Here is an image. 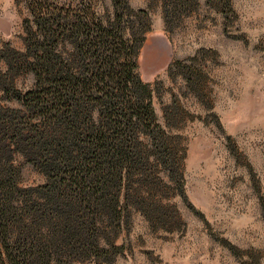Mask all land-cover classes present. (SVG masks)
Returning a JSON list of instances; mask_svg holds the SVG:
<instances>
[{"label":"trees","instance_id":"obj_1","mask_svg":"<svg viewBox=\"0 0 264 264\" xmlns=\"http://www.w3.org/2000/svg\"><path fill=\"white\" fill-rule=\"evenodd\" d=\"M205 1L225 20L235 15L232 0ZM143 2L133 9L131 0H24V50H0L1 100L19 106L0 107V264H112L134 214L166 233L185 229L175 201L196 215L185 149L173 126L158 123L138 57L154 8L169 30L200 1ZM198 55L167 70L203 92ZM28 75L34 85L21 92L16 81ZM176 105L169 117L179 121ZM17 157L44 183L23 187Z\"/></svg>","mask_w":264,"mask_h":264},{"label":"rangeland","instance_id":"obj_2","mask_svg":"<svg viewBox=\"0 0 264 264\" xmlns=\"http://www.w3.org/2000/svg\"><path fill=\"white\" fill-rule=\"evenodd\" d=\"M199 1L196 13L169 30L154 8L138 57L142 80L155 90L158 123L173 126L169 131L185 149L186 195L196 215L175 201L185 229L166 233L151 231L134 214L118 242L124 253L112 264H264V0H232L229 21ZM131 3L146 7L143 0ZM26 14L24 0H0V50L6 44L24 50ZM196 54L193 65L206 76L203 92L191 91L181 75L167 70L178 61L190 65ZM5 68L0 63V73ZM33 85L30 75L16 81L21 92ZM1 98L0 92V107L19 108ZM174 102L179 121L169 117ZM15 164L23 187L44 183L20 157Z\"/></svg>","mask_w":264,"mask_h":264}]
</instances>
